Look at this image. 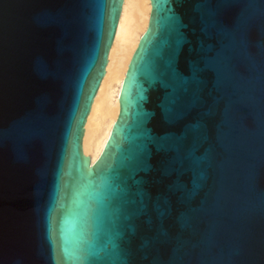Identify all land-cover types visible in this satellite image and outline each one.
<instances>
[{"label": "water", "instance_id": "1", "mask_svg": "<svg viewBox=\"0 0 264 264\" xmlns=\"http://www.w3.org/2000/svg\"><path fill=\"white\" fill-rule=\"evenodd\" d=\"M124 0H0V264H264V0H151L95 163Z\"/></svg>", "mask_w": 264, "mask_h": 264}, {"label": "bare ground", "instance_id": "2", "mask_svg": "<svg viewBox=\"0 0 264 264\" xmlns=\"http://www.w3.org/2000/svg\"><path fill=\"white\" fill-rule=\"evenodd\" d=\"M151 9V0H124L106 75L86 121L84 150L85 154H91V163L100 157L118 118L123 80L132 53L149 23Z\"/></svg>", "mask_w": 264, "mask_h": 264}]
</instances>
